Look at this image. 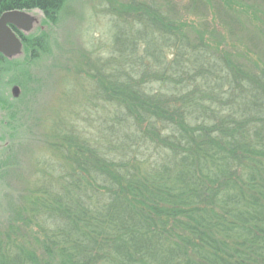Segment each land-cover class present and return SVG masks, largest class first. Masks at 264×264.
Wrapping results in <instances>:
<instances>
[{
  "label": "trees",
  "instance_id": "trees-1",
  "mask_svg": "<svg viewBox=\"0 0 264 264\" xmlns=\"http://www.w3.org/2000/svg\"><path fill=\"white\" fill-rule=\"evenodd\" d=\"M67 2L0 8L38 7L52 31ZM108 10V54L84 62L98 127L53 130L63 161H36L0 226V264H264V64L156 0ZM49 31L24 38L14 71Z\"/></svg>",
  "mask_w": 264,
  "mask_h": 264
},
{
  "label": "rangeland",
  "instance_id": "rangeland-1",
  "mask_svg": "<svg viewBox=\"0 0 264 264\" xmlns=\"http://www.w3.org/2000/svg\"><path fill=\"white\" fill-rule=\"evenodd\" d=\"M151 1L155 0H68L52 31L53 26L43 22V14L35 17L34 13L33 32L39 28L50 30L47 34L51 42L20 70L14 71V63L24 61L23 52L0 67V153L3 147L15 148L13 159L0 154L6 164L5 170L0 164L1 227L5 228L12 219L16 222L12 208L22 205L17 196L26 195L35 182L36 161L44 157L63 161L52 146L53 130H60L62 124L67 129L71 123L78 133L92 135L98 127L95 110L103 111L102 101L89 100L92 85L87 81L84 62L90 48L96 51L93 56L104 58L108 54L115 24L108 9ZM156 1L167 9L169 5L178 9L181 17L186 16L187 22L200 31L217 29L244 57L264 64V0H232L230 9L241 19L240 24L223 9L226 0H198V8L192 6L194 0ZM212 38L216 39V35L212 34ZM14 86L18 88L16 95L12 92Z\"/></svg>",
  "mask_w": 264,
  "mask_h": 264
},
{
  "label": "water",
  "instance_id": "water-1",
  "mask_svg": "<svg viewBox=\"0 0 264 264\" xmlns=\"http://www.w3.org/2000/svg\"><path fill=\"white\" fill-rule=\"evenodd\" d=\"M33 17L23 11H9L0 16V53L5 57H15L22 51V43L10 31L8 24L18 29L29 30L32 26ZM18 88L13 87L12 92L16 95Z\"/></svg>",
  "mask_w": 264,
  "mask_h": 264
},
{
  "label": "flooded vegetation",
  "instance_id": "flooded-vegetation-1",
  "mask_svg": "<svg viewBox=\"0 0 264 264\" xmlns=\"http://www.w3.org/2000/svg\"><path fill=\"white\" fill-rule=\"evenodd\" d=\"M9 11H23L26 12L27 14L32 15L33 17V26L31 28V30H22V29H18L15 26L8 24V28L10 29L11 32H13V34L20 40V42L22 43V47H23V40L26 36L30 35L31 33H33V28L35 26V21L36 19L34 18V13H42V10L38 7H33V8H10V7H5V8H0V16L5 13V12H9ZM11 58L13 57H5L2 53H0V63H4L9 61Z\"/></svg>",
  "mask_w": 264,
  "mask_h": 264
},
{
  "label": "bare ground",
  "instance_id": "bare-ground-1",
  "mask_svg": "<svg viewBox=\"0 0 264 264\" xmlns=\"http://www.w3.org/2000/svg\"><path fill=\"white\" fill-rule=\"evenodd\" d=\"M176 1H179V0H176ZM38 15H40V14H39V13H36V14H35V17H37ZM30 16H32V15H30ZM35 17H34V18H35ZM33 25H34V24H33V22H32V26H33ZM32 26H31V28H32ZM31 28H30L29 30H31ZM39 29H40V28H39ZM39 29H38V30H39ZM31 34H33V33H31ZM31 34H30V35H31ZM30 35H28V36H30ZM28 36H26V37H28ZM22 52H23V50L21 51V53H22Z\"/></svg>",
  "mask_w": 264,
  "mask_h": 264
}]
</instances>
